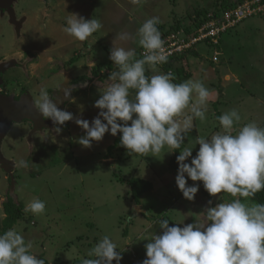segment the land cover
I'll return each instance as SVG.
<instances>
[{"label": "rangeland", "instance_id": "obj_1", "mask_svg": "<svg viewBox=\"0 0 264 264\" xmlns=\"http://www.w3.org/2000/svg\"><path fill=\"white\" fill-rule=\"evenodd\" d=\"M22 2L34 12L29 14L28 27H22L26 19L16 22L10 16L15 32L12 36L7 32V42L0 46V63H7L3 70L12 87L28 84L30 80L33 87L29 95L33 101L39 98V90L45 88L57 101L58 108L90 124L100 111L94 103L110 83L107 81L110 72L116 70L109 56L117 33L135 34L144 21L154 16L161 20L157 27L164 25L170 29L177 24L195 30L200 21L215 14L222 4L241 3L239 0H143L137 5L129 0ZM18 8L22 9V3ZM71 13L99 19L103 27L88 40L76 41L63 31ZM246 21L238 29L223 34L218 48L203 43L196 48L199 57L185 53L170 64L158 66L160 72L175 74L174 83L200 80L210 92L207 118L203 122L194 118L185 147L194 146L197 136L207 138L222 131L216 117L232 109L241 116L234 128L249 122L264 128V14ZM245 26V33L240 34ZM117 46L134 48L137 58H141L142 48L131 40L118 41ZM14 62H20L21 66ZM152 74L146 65V75ZM82 76L87 80L76 84L75 80ZM240 85L244 95L247 90L256 98L235 102ZM65 89L69 92L67 96ZM30 114L32 117L11 122L0 146V233L8 197L24 206L34 198L44 201L46 208L42 215L24 213L14 227L26 243L31 241L30 251L44 264H81L82 259L90 258L88 251L104 235L117 244L122 255L120 264H142L147 258L145 244L154 234L163 232L157 223L159 219L169 217L174 225L183 221L178 225L183 227L203 218L206 207L233 199L228 193L210 196L202 182L190 178L189 185L196 183L200 187L193 201L185 199L175 183L177 170L170 166L174 151L167 152V146L156 156L129 155L120 144L110 151L120 133L113 136L108 132L102 140L85 148L77 142L86 134L85 130L75 119L61 125L62 131L57 134L53 121L42 118L35 106ZM198 149L196 144L193 156ZM21 160L28 167H18ZM186 162L190 163L191 157ZM133 177L154 184L152 190L142 195L140 203L133 199L128 182Z\"/></svg>", "mask_w": 264, "mask_h": 264}, {"label": "clouds", "instance_id": "obj_2", "mask_svg": "<svg viewBox=\"0 0 264 264\" xmlns=\"http://www.w3.org/2000/svg\"><path fill=\"white\" fill-rule=\"evenodd\" d=\"M129 2L137 5L143 0ZM160 23V18L154 16L144 21L135 34L115 35L109 59L116 70L110 72V83L94 103L100 111L91 124L58 108L45 88L39 90L35 109L42 118L53 121L57 134L62 131L61 125L75 119L85 130L77 141L85 148L102 140L105 133L115 136L119 132L120 145L129 155L156 156L165 146L167 152L180 149L194 128V118L206 120L210 92L200 80L174 83V73L158 70V65L168 63L169 58L157 27ZM102 27L99 19L71 13L63 31L84 42ZM129 40L143 49L142 58H137L134 48L117 46L118 41ZM146 65L153 73L150 76L146 75ZM64 94H69L67 89ZM216 119L222 131L207 138L197 136L195 145L199 144V149L195 156V145L185 147L176 156L175 183L189 201L195 199L200 185H189L188 178L202 182L210 196L228 193L233 199L206 207L203 218L183 227L178 226L183 221L169 226V219H159L163 232L154 234L145 244L147 258L142 264H264V203L249 199L264 191V128L255 122L234 128L241 121L236 109ZM189 157L190 163L186 162ZM17 166L26 168L28 163L21 160ZM45 208L44 201L34 198L23 211L39 216ZM31 248V241L26 243L15 228L0 233V264H44ZM117 249V244L104 235L88 251L90 258L82 259L81 264H113L114 260L120 264L122 255Z\"/></svg>", "mask_w": 264, "mask_h": 264}, {"label": "built area", "instance_id": "obj_3", "mask_svg": "<svg viewBox=\"0 0 264 264\" xmlns=\"http://www.w3.org/2000/svg\"><path fill=\"white\" fill-rule=\"evenodd\" d=\"M263 12L264 0H244L237 6L229 8L218 16L216 14H208L200 26L190 32L184 28L174 30L158 27L164 40V48L168 54V60H173L185 53L188 54L191 50L198 48L203 43L211 47L219 45L224 33L228 32L243 20ZM142 53L143 49L140 52L141 58ZM218 54L216 52L217 56L215 59H217Z\"/></svg>", "mask_w": 264, "mask_h": 264}, {"label": "trees", "instance_id": "obj_4", "mask_svg": "<svg viewBox=\"0 0 264 264\" xmlns=\"http://www.w3.org/2000/svg\"><path fill=\"white\" fill-rule=\"evenodd\" d=\"M239 1L242 2L244 0H239ZM235 6H237L236 2L235 3L234 2L224 3V4H222L221 8H219L217 11H215L216 12L215 14L218 16V15L222 14L224 11L228 10L229 8H232ZM262 14H264V12L257 14L255 16L262 15ZM255 16H253V17H255ZM201 23L202 22L200 21V23H198L197 25H199ZM160 27L166 28L164 25H161ZM170 29L178 30V29H181V26L176 24ZM185 29L188 32L192 31V29L190 27H185ZM219 45H217L216 48H218ZM190 52H191L190 54H193L194 56L199 57V54H198L196 49H193ZM179 58H181V57L175 58V60H178ZM172 61H173L172 59H169L168 60L169 63H167V64H170ZM96 75H97V73H96ZM85 80H87V77L82 76V77L76 79L75 82L85 81ZM120 137H121V133H120L119 137L116 139V141L114 142V145L109 148L110 151L115 149L120 144ZM184 147L185 146L183 144V145H181L180 149L174 150V155L170 161V166L174 170H178V163L176 160V156H178L180 154V151H182L184 149ZM128 182L130 183L131 188H132L133 199L137 203H140L142 195H144L147 191H150L154 188V184L151 181L145 180L141 177L130 178L128 180ZM249 199H251V201H253V202L264 203V191L258 192L255 195V197L249 198ZM24 207H25L24 204L16 202L12 197H8V199L4 202L5 217L3 218V221H2L1 233L7 231L10 228H14L16 226V224L24 216V211H23ZM165 218L169 219V226H174L173 221H171V219L169 217H165Z\"/></svg>", "mask_w": 264, "mask_h": 264}, {"label": "flooded vegetation", "instance_id": "obj_5", "mask_svg": "<svg viewBox=\"0 0 264 264\" xmlns=\"http://www.w3.org/2000/svg\"><path fill=\"white\" fill-rule=\"evenodd\" d=\"M22 3V9L18 8V5ZM30 5L27 6V3L22 2V0H1L0 1V46L4 47V43L7 42L8 36L7 32L12 36L15 32L14 25H11V17H15L16 22L19 20L26 19V23H23L24 29L28 27L27 20L29 14L33 12L32 8H29ZM14 10V12H13ZM5 12V14H3ZM12 12V13H10ZM34 13V12H33ZM31 15V14H30ZM11 16V17H10ZM26 16V17H25ZM31 18V17H30ZM33 26H31L32 28ZM29 33V32H28ZM5 61L0 63V93L14 98L16 101H22L25 98H28L34 104L32 97L29 95L30 89H32L33 85H30V80H28V84L24 83V85H17L16 87H12L10 78H8L7 73L4 72L3 66L5 65ZM15 64L20 65V62H14ZM7 64V63H6ZM12 64V63H11ZM2 66V67H1ZM21 66V65H20ZM23 79V77H22ZM24 80V79H23ZM36 80V79H34ZM83 81L75 82L81 83ZM36 84V83H35ZM32 86V87H31ZM31 93V92H30ZM34 106V105H33Z\"/></svg>", "mask_w": 264, "mask_h": 264}, {"label": "water", "instance_id": "obj_6", "mask_svg": "<svg viewBox=\"0 0 264 264\" xmlns=\"http://www.w3.org/2000/svg\"><path fill=\"white\" fill-rule=\"evenodd\" d=\"M33 105L28 98L24 97L20 102L0 93V146L11 122L32 117L30 112ZM137 209L140 211L139 207Z\"/></svg>", "mask_w": 264, "mask_h": 264}, {"label": "crops", "instance_id": "obj_7", "mask_svg": "<svg viewBox=\"0 0 264 264\" xmlns=\"http://www.w3.org/2000/svg\"><path fill=\"white\" fill-rule=\"evenodd\" d=\"M259 16H260V15L255 16V17H259ZM253 18H254V17H252V18H250V19L248 18L247 20L251 21ZM255 19H256V18H255ZM245 21H246V19H245ZM258 21H259V19H258L257 21H253L254 23H252V24L255 25L256 22H258ZM243 22H244V20H243L241 23H239L238 25H236L235 27L231 28V29L228 31V33L234 31L235 29H238V27H239ZM246 22H247V21H246ZM246 29H247V26H245L242 30H240L241 33H240V32H239V33H240V34L245 33ZM226 33H227V32H226ZM228 33H227V34H228ZM224 34H225V33H224ZM225 35H226V34H225ZM228 36H229V35H228ZM222 39H223V37H222ZM222 39H221V40H222ZM220 45H221V44H220ZM240 51H241V50H240ZM234 87H236V85H234ZM240 87H241V85L238 87V88H239V90H238V91H239V92H238V93H239V96H237V98H235V99H234V98H231V100L234 99L235 102H237V103L240 102V103H241L242 101H244V100L246 99V97L256 98V97H254V96L249 95V94H248L249 91H247V90H245L247 93L244 95V94H243L244 92H243V90H241ZM242 92H243V93H242ZM223 93H224V96H225V95H226L225 92H223ZM236 93H237V92H236ZM249 93H250V92H249ZM241 94H242V95H241ZM222 95H223V94H222ZM260 96H261V95H260ZM229 98H230V96H229ZM243 99H244V100H243ZM219 102H220V101H219ZM217 103H218V102H217Z\"/></svg>", "mask_w": 264, "mask_h": 264}]
</instances>
